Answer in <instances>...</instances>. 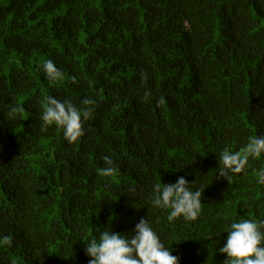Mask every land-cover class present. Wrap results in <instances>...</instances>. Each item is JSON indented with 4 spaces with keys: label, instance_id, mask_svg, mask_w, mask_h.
<instances>
[{
    "label": "trees",
    "instance_id": "obj_1",
    "mask_svg": "<svg viewBox=\"0 0 264 264\" xmlns=\"http://www.w3.org/2000/svg\"><path fill=\"white\" fill-rule=\"evenodd\" d=\"M48 59L63 81L46 78ZM48 96L96 102L75 143L41 131ZM253 136H264V0H0V240L12 241L0 264H88L90 238L134 236L142 217L178 264H224L231 224L264 221V153L218 173L221 152ZM104 156L112 176L99 174ZM181 176L201 211L170 222L153 189Z\"/></svg>",
    "mask_w": 264,
    "mask_h": 264
},
{
    "label": "clouds",
    "instance_id": "obj_2",
    "mask_svg": "<svg viewBox=\"0 0 264 264\" xmlns=\"http://www.w3.org/2000/svg\"><path fill=\"white\" fill-rule=\"evenodd\" d=\"M40 69L45 73L50 83L55 84L64 80V74L51 59L43 61ZM75 82L76 78L72 77ZM163 101H160L162 103ZM95 101L84 98L83 107L77 108L70 100L60 101L48 96L43 102L41 131L55 125L63 130L64 139L75 143L84 135L82 117L87 121L92 117ZM24 108L17 105L10 109L7 118H15L22 114ZM264 153V136L251 137L246 146L240 151L223 150L219 156V177L227 178L230 173L239 174L247 165L249 158H259ZM107 167L100 170L101 176H112L115 169L110 157H102ZM229 180V179H228ZM258 183L264 184V170L257 173ZM188 181L179 177L174 184L160 183L154 185L156 196L152 201L154 207L171 209L167 219L171 222L181 216L187 221H195L201 211L202 192L197 189L190 191ZM264 221L259 223L244 219L230 226L226 244L219 252L226 253L228 259L224 264H264V234L260 229ZM135 235L126 237L112 231H101L99 238L92 237L87 241L85 253L92 257L88 264H178V257L171 254L161 243L159 236L150 227L146 218H141L135 225ZM8 236L0 240V244L10 246Z\"/></svg>",
    "mask_w": 264,
    "mask_h": 264
}]
</instances>
